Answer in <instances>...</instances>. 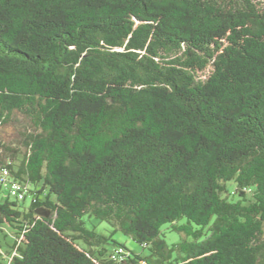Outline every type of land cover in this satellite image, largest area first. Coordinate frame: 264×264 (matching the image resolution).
<instances>
[{"label": "trees", "instance_id": "1", "mask_svg": "<svg viewBox=\"0 0 264 264\" xmlns=\"http://www.w3.org/2000/svg\"><path fill=\"white\" fill-rule=\"evenodd\" d=\"M20 118L0 264H264L261 0H0V131Z\"/></svg>", "mask_w": 264, "mask_h": 264}, {"label": "rangeland", "instance_id": "2", "mask_svg": "<svg viewBox=\"0 0 264 264\" xmlns=\"http://www.w3.org/2000/svg\"><path fill=\"white\" fill-rule=\"evenodd\" d=\"M264 3V0H261ZM19 123H15L11 126H4L0 131V142L6 146H15L18 147L19 143L22 142V138L20 137V133L24 132L23 127L26 122L22 121V118L18 120ZM21 157V156H20ZM25 206L27 207L30 204V199H26L24 201ZM85 226L89 230H94L96 233L101 234L103 236L109 237L121 244H123L129 251L139 253L142 255H146L147 252L144 251L138 244H136L132 239L128 236L123 235L120 232H115L111 235L112 228L109 227L106 223L100 222L99 220L93 217H85ZM162 233L165 236V240L168 245H172L174 243H178L180 241V236L169 230V227L166 225L162 228ZM14 239L11 235L6 237L0 233V246L2 247L3 252L8 250L9 245H12ZM107 248H111V246H107Z\"/></svg>", "mask_w": 264, "mask_h": 264}, {"label": "built area", "instance_id": "3", "mask_svg": "<svg viewBox=\"0 0 264 264\" xmlns=\"http://www.w3.org/2000/svg\"><path fill=\"white\" fill-rule=\"evenodd\" d=\"M0 184L5 188V191L10 192L13 196L23 199L27 194L26 188L24 189L18 183H11L9 178V171L6 167L0 168Z\"/></svg>", "mask_w": 264, "mask_h": 264}]
</instances>
